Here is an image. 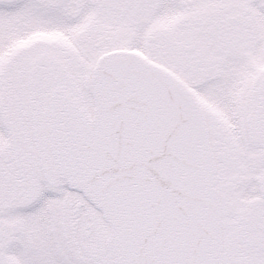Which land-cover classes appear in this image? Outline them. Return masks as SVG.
<instances>
[{
	"label": "snow or ice",
	"instance_id": "6c2138e0",
	"mask_svg": "<svg viewBox=\"0 0 264 264\" xmlns=\"http://www.w3.org/2000/svg\"><path fill=\"white\" fill-rule=\"evenodd\" d=\"M0 264H264V0H0Z\"/></svg>",
	"mask_w": 264,
	"mask_h": 264
}]
</instances>
